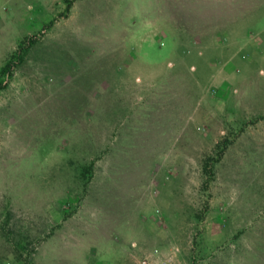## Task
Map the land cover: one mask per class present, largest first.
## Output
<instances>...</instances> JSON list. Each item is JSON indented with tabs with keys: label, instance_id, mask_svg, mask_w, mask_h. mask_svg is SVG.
Returning a JSON list of instances; mask_svg holds the SVG:
<instances>
[{
	"label": "rangeland",
	"instance_id": "rangeland-1",
	"mask_svg": "<svg viewBox=\"0 0 264 264\" xmlns=\"http://www.w3.org/2000/svg\"><path fill=\"white\" fill-rule=\"evenodd\" d=\"M260 40L264 0H0V264H264Z\"/></svg>",
	"mask_w": 264,
	"mask_h": 264
},
{
	"label": "crops",
	"instance_id": "crops-1",
	"mask_svg": "<svg viewBox=\"0 0 264 264\" xmlns=\"http://www.w3.org/2000/svg\"><path fill=\"white\" fill-rule=\"evenodd\" d=\"M222 27L218 26V27H214L212 29V31L209 34V41H207V45H208V53L212 54L210 57L207 58V67L214 71H217L219 75H221V77H223V75L227 74V75H231V73L233 72L234 68L236 67V64H231L230 66L227 67H223L221 65H218L217 68H211L210 67V62L211 60H223L225 58H232V55L236 54L237 57L235 58V61L238 59L242 60V47L243 45L249 44L248 43V39L252 38L249 36V34H245L244 36H242L241 34H239V32L234 33L235 38L231 37L230 39L226 40L224 39V36L222 38ZM236 38H240L242 40H244L243 42H239L236 40ZM260 44H264L263 41H259ZM243 44V45H242ZM254 44H258V41H255L253 44H250L252 49H254ZM206 45V46H207ZM259 53V54H258ZM253 54H257V56H260V48H255L253 51ZM252 55V54H250ZM235 57V56H234ZM248 66V65H246ZM232 71V72H231ZM226 72V73H225ZM212 75L214 76V73H212ZM212 76V77H213ZM226 76V75H225ZM228 80V79H227ZM229 81V80H228ZM227 83V82H226ZM235 98H233L234 100ZM237 103V102H236ZM245 108H247V106H244ZM235 110H237V107H234ZM207 122V121H206ZM211 129L209 128V131ZM247 140H256V143H251L249 144H243L242 142L247 141ZM228 148L225 150L224 156L228 157L232 151L233 156L238 157L240 156V151L241 150H247L250 151V156H253V153L255 149L262 151L263 149V155H264V135H259V134H245V133H240L239 137H236L233 139V142L231 144H228L227 146ZM244 154V152H243ZM247 155V154H245ZM237 165V164H236Z\"/></svg>",
	"mask_w": 264,
	"mask_h": 264
},
{
	"label": "trees",
	"instance_id": "trees-1",
	"mask_svg": "<svg viewBox=\"0 0 264 264\" xmlns=\"http://www.w3.org/2000/svg\"><path fill=\"white\" fill-rule=\"evenodd\" d=\"M2 88H0V90H1Z\"/></svg>",
	"mask_w": 264,
	"mask_h": 264
}]
</instances>
